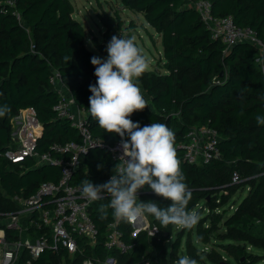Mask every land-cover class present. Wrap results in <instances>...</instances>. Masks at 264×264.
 Masks as SVG:
<instances>
[{
	"label": "trees",
	"instance_id": "16d2710c",
	"mask_svg": "<svg viewBox=\"0 0 264 264\" xmlns=\"http://www.w3.org/2000/svg\"><path fill=\"white\" fill-rule=\"evenodd\" d=\"M208 1L212 15H229L236 25L249 26L264 38V0ZM121 4L142 14L160 36L163 59V70L145 69L139 76L147 105L134 110L131 118L141 126L160 122L174 131L176 157L191 190L187 209L198 213L199 219L188 227L163 225L147 214L158 233L148 236L146 230H139L131 236L130 221L118 217L121 238L131 243L132 249H107L106 225L114 215L108 206L110 195L105 193L95 203L97 210L91 212L98 228L96 240L90 245L78 238L82 252L75 254L73 264L107 257H113L115 264H178L182 255L195 258L197 264H230L229 258L237 264L258 263L264 255L249 253L246 247L264 250V125L256 121L258 114L264 115V66L255 60L260 51L247 42L227 47L212 39L198 12L184 0H121ZM97 15L104 27L102 42L95 37L91 41L101 55L107 56V42L113 34L119 35L124 21L117 11ZM85 35L73 17L70 0H15L12 5L0 0V104L10 106V111L0 117V213L14 209V196H28L40 182L56 181L59 174L54 165L34 167L31 157L11 162L4 156L11 143V120L20 109L33 107L42 125L38 152L47 151L53 142L80 140L78 130L53 110L60 96L49 81L53 71L59 73L74 104L86 112V124L93 136L107 144L122 140L118 133L103 129L88 111L89 84L97 77L90 60L95 54L85 46ZM201 125L217 130L220 156L204 164H188L179 145L185 142L184 134L190 127ZM84 167L87 170L79 169L75 181L89 179L101 184L116 170L103 148L90 149ZM233 172L241 182L231 183ZM238 188H246L247 193L234 210L227 215L226 209L217 211ZM224 190L227 193L217 202L215 193ZM138 197L160 207L171 203L170 198L147 186ZM206 208L210 213L201 215ZM102 212L107 215L102 216ZM176 226L180 228L167 251L163 243ZM181 244L184 249L179 254ZM206 245L208 250L202 247ZM26 257L23 252L20 263ZM65 260L66 254L46 249L32 264H61Z\"/></svg>",
	"mask_w": 264,
	"mask_h": 264
},
{
	"label": "built area",
	"instance_id": "2783aa9c",
	"mask_svg": "<svg viewBox=\"0 0 264 264\" xmlns=\"http://www.w3.org/2000/svg\"><path fill=\"white\" fill-rule=\"evenodd\" d=\"M14 2L15 0H7L10 5ZM184 3L198 12L212 39L221 41L227 47L238 42H247L257 47L260 52L264 51V38L259 37L249 26L236 25L229 15H212L208 0H184ZM16 16L19 18V14ZM255 60L261 61L260 58ZM49 81L60 94L53 110L58 117L67 119L78 130L80 140L53 142L47 151L38 152L36 144L42 125L37 119L35 109L25 107L12 118L11 143L5 149L4 156L11 162H20L31 157L34 159V167L54 165L59 168V174L56 181L40 182L28 196H14V209L0 213V264H32V260L46 249L66 254L67 260L61 264H73L75 254L82 252L78 238H84L90 245L96 240L98 228L91 212L97 210L95 203L105 196L102 193L96 200L84 196L81 191L83 182L74 180L76 172L81 168H84V172L87 170L84 167L85 157L94 148L107 150L116 169L123 166L126 160L121 141L107 144L93 136L87 127L86 117L81 115L83 110L74 104L71 97H66V89L64 93H60L63 84L57 71H53ZM184 137L186 140L179 147L183 149V159L188 164H204L220 156V136L215 128L207 125L192 126ZM241 181L238 173L233 172L231 183ZM142 188L137 190V195L142 192ZM111 199L110 196V208ZM117 220L118 216L114 215L113 220L107 222L104 246L107 249L128 252L133 245L121 238ZM128 220L133 228L131 236L139 230H146L148 236L158 233V228L149 222L147 214ZM23 252L27 257L20 263L19 257ZM80 264H115V259L107 257L103 261H94L86 258Z\"/></svg>",
	"mask_w": 264,
	"mask_h": 264
},
{
	"label": "clouds",
	"instance_id": "9594fccd",
	"mask_svg": "<svg viewBox=\"0 0 264 264\" xmlns=\"http://www.w3.org/2000/svg\"><path fill=\"white\" fill-rule=\"evenodd\" d=\"M106 51V57L93 55L90 58L96 66L97 79L89 84L88 111L103 129L120 135L126 160L104 183L84 181L81 191L90 200L99 199L102 193L109 194L113 215L118 217L132 219L152 214L163 225L191 226L199 215L187 209L191 190L184 182L176 157L174 131L164 123L151 122L141 126L140 121L131 118L134 110L147 105L138 81L147 68V60L134 39L123 33L111 36ZM9 111L10 106L0 104V117ZM256 121L258 125H264V115L258 114ZM144 186L170 198L171 203L160 207L155 202L138 200L137 190ZM178 264H197V260L182 255Z\"/></svg>",
	"mask_w": 264,
	"mask_h": 264
},
{
	"label": "rangeland",
	"instance_id": "374dc122",
	"mask_svg": "<svg viewBox=\"0 0 264 264\" xmlns=\"http://www.w3.org/2000/svg\"><path fill=\"white\" fill-rule=\"evenodd\" d=\"M73 5V17L83 26L85 29V46L88 50L92 51L95 55L106 57L101 55L98 50L92 44V37L97 38L98 42H102V32L104 31L103 25L100 23L98 13L107 12L113 13L117 11L120 17L124 21V27L120 31L126 36H130L134 39L135 44L139 48L142 55L147 60L146 70H156L159 67L160 70H163V59H162V48L160 45V36L155 32V30L150 27L142 14L133 13L128 9L123 8L121 0H70ZM119 33V34H120ZM91 41V43L89 42ZM74 109V106H72ZM83 117H86V112L83 110L81 112ZM227 191H218L216 192V201H220V196L226 194ZM246 188H238L235 193L228 199V201L220 206H218L217 211L222 212L223 209H226V215L234 210L236 204L241 201V199L246 195ZM139 200V197H138ZM209 209H203L201 215L209 214ZM148 220H150L148 218ZM150 222V221H149ZM208 221H206V224ZM180 226L174 228L172 236L164 241V246L167 251L170 250L171 244L174 241V236ZM221 231L223 228H220ZM186 235V232L183 234ZM184 241H182L183 244ZM181 244L178 253H183V245ZM205 250H208L210 247L202 246ZM246 251L249 253L264 255V250L254 248L252 246H247ZM227 258V257H226ZM230 264H237L231 258H229ZM264 259L258 261L256 264H263Z\"/></svg>",
	"mask_w": 264,
	"mask_h": 264
},
{
	"label": "crops",
	"instance_id": "0c3cea01",
	"mask_svg": "<svg viewBox=\"0 0 264 264\" xmlns=\"http://www.w3.org/2000/svg\"><path fill=\"white\" fill-rule=\"evenodd\" d=\"M259 58H260V60H261V64H262V66H264V51L263 52H259ZM63 89H62V92H60V93H64L65 92V90L64 89H66L64 86L62 87ZM67 90V89H66ZM68 91V90H67ZM69 92V91H68ZM68 92H65L66 93V95H68V96H66V97H71V95H70V93H68Z\"/></svg>",
	"mask_w": 264,
	"mask_h": 264
},
{
	"label": "water",
	"instance_id": "95a60500",
	"mask_svg": "<svg viewBox=\"0 0 264 264\" xmlns=\"http://www.w3.org/2000/svg\"><path fill=\"white\" fill-rule=\"evenodd\" d=\"M223 72H220V75H222ZM220 264H228L227 262H220Z\"/></svg>",
	"mask_w": 264,
	"mask_h": 264
}]
</instances>
